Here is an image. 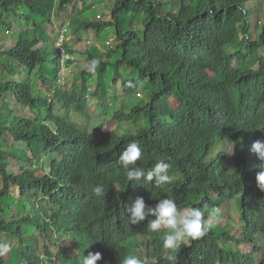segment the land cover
Returning <instances> with one entry per match:
<instances>
[{
	"label": "trees",
	"instance_id": "16d2710c",
	"mask_svg": "<svg viewBox=\"0 0 264 264\" xmlns=\"http://www.w3.org/2000/svg\"><path fill=\"white\" fill-rule=\"evenodd\" d=\"M88 1L0 0V24L10 31L17 19L24 21L15 44L2 52L20 64L25 76L36 70L51 89L48 95L32 84L0 81V95L10 90L17 103L34 114H15L12 108L4 109L0 118V229L15 228L17 238L7 260L0 246V264H83L90 252L102 254L97 264H119L124 255L139 257L137 237L148 242L149 257H139L145 264H170V254L177 256L176 264H264V258L256 261L254 256L263 249L255 236L264 234V190L256 182L264 161L251 150L256 140L264 141V54L258 51L264 46V23L253 35L250 0H109L111 21L74 20L68 26L72 32L89 30L102 39L103 31L113 25L117 44L108 53L117 58L100 63L94 73L82 69L77 74L81 89H66L59 83L60 49L54 42L50 51L37 46L52 26L56 9L77 2L84 10L92 9L104 0ZM9 13L15 18L7 23ZM125 14L142 16L140 27H134V20V26L128 20L123 23ZM68 48L64 49L72 56L74 50ZM248 60L258 66L235 65ZM75 61L69 58L65 67ZM107 67L112 76L122 67L129 70L121 94L140 100L128 113L118 110L112 116L134 120L141 114L143 126L135 133L119 135L99 127L87 132L70 118L72 107L84 111L88 95L102 99L107 93L110 85L101 78ZM92 76L98 83L88 93ZM172 98L180 103L177 110L170 105ZM8 135L25 142L32 156L19 157L16 173L9 171V159L18 157L2 146ZM131 142L141 146L137 165L145 170L162 158L170 164V184L157 187L143 178L128 181L118 160ZM41 157L48 169L40 166L37 174L33 160ZM98 185L105 190L103 198L93 193ZM13 190L18 200L8 203ZM137 197L152 207L171 198L178 210L197 207L205 218L237 197L241 237L214 225L204 237L188 240L171 253L163 247V234L149 227L155 217L130 223L127 208ZM27 226L54 244L57 252L43 244L41 255L35 241L25 238ZM63 238L72 247L58 242ZM231 240L251 248L231 249ZM71 248L75 255L68 253Z\"/></svg>",
	"mask_w": 264,
	"mask_h": 264
},
{
	"label": "rangeland",
	"instance_id": "374dc122",
	"mask_svg": "<svg viewBox=\"0 0 264 264\" xmlns=\"http://www.w3.org/2000/svg\"><path fill=\"white\" fill-rule=\"evenodd\" d=\"M91 1L92 0H89L88 4H90ZM262 1L264 0H260V3H262ZM260 3L258 4V2H254V0L249 1V7L251 9L249 21H251L252 23L251 28L253 29V35L260 31V25L261 23H264V13H262L264 12V5H260ZM109 6L110 1L104 0L100 2L99 5H94V8L84 10L82 8V4L80 2H77L72 5H67L66 7H64V9H56V11L53 13L52 26L46 28V34H44L43 40L39 42L37 47L42 48L44 51H50L51 44L54 42V47H57V41L59 37L62 35V33L64 34V45L65 47H69L74 50L73 58L74 60H76L75 63H71L69 67H65V72L62 71L60 73L62 79H60L59 83L64 88L71 89L73 87H79V89H81V86L79 85L80 79L77 74L82 69L87 70L85 66L90 64L93 60L98 61L100 64L102 62L114 61V59L117 58L116 55L115 58H110V54L108 53V49H113L117 44L115 36L112 35L115 29L113 25L108 26L107 29L103 31L102 34L104 37L102 39L95 37L89 30L72 32V30L69 28L70 26H68L69 22L74 20H77L78 22H97L108 20L111 21ZM17 8L20 10L21 7ZM14 18L13 13H9L7 14V19L5 21L8 23L9 21H13ZM142 18V16H138V18L137 16L136 18H131V15L125 14L122 16V22L124 23L128 20L127 22L131 21V25L134 26V20L136 21L134 27L138 28L140 27V19ZM22 22L24 21L17 19V21L12 24V28L10 29V31L8 30V27H6L4 24H0V81L25 82L28 84H32L37 88H40L44 93L50 95V86L42 82L38 73H36V70L30 72L31 75L25 76L23 68L20 66V64L17 61H14L9 55H6L2 52V50H8L15 44V41L18 38V33L22 29V27H19V24ZM29 27L31 26L29 25ZM57 33H59V36L57 35ZM233 50L234 47H231V51ZM258 51L259 54H264V46H261ZM56 55V51L53 52L52 56L55 57ZM235 65L238 68L245 69L250 65L253 68H256L258 66V63L256 61L250 63V61L248 60L247 63L242 61L241 63H235ZM128 74L129 70L126 67L120 68L116 73L113 74V76L110 75L109 67L105 68V72H103L101 78L103 80H106V82H108V84L110 85V87L107 88V93L103 95L102 99H100L96 95H88L86 107L83 112H78L75 110V107H72L70 111L71 120L77 126L83 128V130L87 132H92L96 129V127H99L104 132L114 131L119 135L125 133H135L138 130V127L143 126V117L141 116V114H139L134 120H128L123 118L114 119L112 116L113 112L118 110L128 113L129 110L140 100V96L137 95L126 97L121 94L120 89L122 86V82ZM64 76L65 79L63 80ZM103 80L102 82H105ZM97 83L98 78L96 79L95 76H92V79L89 82V86L87 88L88 93H90L96 88ZM11 93L12 92L8 90L5 94L0 95V118L3 117L4 113H6L4 112V109H8L11 111L12 108L14 109L15 114L33 117L34 114L28 109H24L22 106H20ZM170 105L173 110H177L180 107V103L173 98L170 100ZM7 137V143L2 146L6 148L9 152L13 153L16 157H18L16 160L12 158L9 159L10 162L13 160V163L9 166V171L16 173L18 172V168L22 163L19 157L30 158L32 156L29 149L26 147L27 144L25 142H17L10 135H8ZM44 159V157H41L40 159L33 160V165L38 167L37 174L41 173L40 166H42L44 170L48 169V166L45 165ZM11 197L13 201L12 199H9L8 203L15 202V199L18 200V191L13 190V196ZM237 200V197H235L229 202H224L219 207L221 211L220 214L213 220V226L216 225L223 229L228 228V231H230L231 235H237L235 234V232H238L239 237H241L242 224L239 220V207ZM2 204L5 205L3 202ZM16 206L19 208L17 204ZM9 215V213L2 214V216L6 218H8ZM15 215L17 217H20L21 212L17 210L15 211ZM161 229H165L166 231H168V229L164 227H161ZM26 230L28 231L25 235L27 242H30V239H33L41 255H43V244L48 246L52 252H57V247L54 244H50V241H43L39 238V232L36 229L31 226H27ZM52 237L53 239H55L56 234H53ZM255 237L256 245L263 248L261 251L255 253L254 255L256 261H260L264 258V234L257 233ZM139 240L141 241L142 239ZM0 242V246L2 247V256L4 260H7L11 255V244L17 242V238L15 237V228L2 226L0 229ZM58 242L63 246L72 247V243L67 238H63ZM58 242L55 241V243ZM185 242H188V240H186ZM145 245L146 242H143V244L141 245L140 250L142 252L144 250ZM228 247H231V249H233L232 247H238L243 251H249L251 245H238L234 243L233 240H231L228 243ZM68 253L71 255H75L76 251H73L71 248L69 249ZM143 255L144 253L141 254V256ZM143 257H145V255Z\"/></svg>",
	"mask_w": 264,
	"mask_h": 264
},
{
	"label": "clouds",
	"instance_id": "9594fccd",
	"mask_svg": "<svg viewBox=\"0 0 264 264\" xmlns=\"http://www.w3.org/2000/svg\"><path fill=\"white\" fill-rule=\"evenodd\" d=\"M61 38L62 42L58 45ZM64 40V34L62 33L57 41V47L60 49V54L61 51L64 50L67 57L62 59L61 56L59 76L62 71H66V60L70 58L75 61L73 54L72 56H68L66 53L65 47L63 46ZM98 65L99 62L93 60L85 67L87 71L94 73ZM60 79H62L61 76ZM64 79L65 76L63 80ZM251 150L256 154L258 159L264 161V141L256 140L252 144ZM142 156L143 150L136 142L128 143L126 150L120 154L118 161L125 169L128 181L136 182L143 178L145 182H154L157 187H162L172 182L173 177L169 175V163H166L162 158L159 159L152 168L145 170V168L137 165V161L141 160ZM256 182L257 186L264 190V168H260V171L257 172ZM93 193L97 198H103L105 190L102 185H98L93 189ZM220 211L218 207L214 208L208 213L207 218H205V213L197 207H187L183 210H178L177 203L174 199H160L159 202L152 207L145 203L143 197H137L131 206L127 208L130 223L133 225L140 224L149 216L155 217V219L150 222L149 227L152 231L163 234V247L170 250L171 253H177L186 240L194 241L204 237L213 227V220L220 214ZM161 227L168 229V231L161 229ZM139 239L142 240L140 241ZM135 242L138 244L135 248V252L138 253L137 255L143 259L149 257L146 253V246L148 244L146 238L137 237ZM143 242H146V245L142 252L140 249ZM142 253H144L145 257H143L144 255L141 256ZM139 257L124 255L120 259L119 264H145ZM102 259L103 256L100 252H90L87 257L83 258V264H97V262ZM168 260L170 264H176L177 256L175 254H170Z\"/></svg>",
	"mask_w": 264,
	"mask_h": 264
},
{
	"label": "built area",
	"instance_id": "2783aa9c",
	"mask_svg": "<svg viewBox=\"0 0 264 264\" xmlns=\"http://www.w3.org/2000/svg\"><path fill=\"white\" fill-rule=\"evenodd\" d=\"M61 42H62V38L60 39V42L58 43V45H60ZM61 56H62V59L67 57V55L64 53V50L61 51Z\"/></svg>",
	"mask_w": 264,
	"mask_h": 264
}]
</instances>
